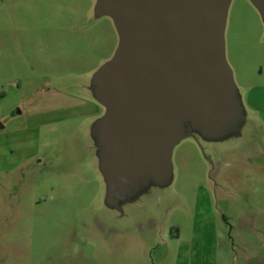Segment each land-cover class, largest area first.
Masks as SVG:
<instances>
[{
  "label": "rangeland",
  "instance_id": "rangeland-1",
  "mask_svg": "<svg viewBox=\"0 0 264 264\" xmlns=\"http://www.w3.org/2000/svg\"><path fill=\"white\" fill-rule=\"evenodd\" d=\"M97 0H0V264H264V19L232 0L227 61L246 112L192 128L171 177L114 195L94 75L118 34Z\"/></svg>",
  "mask_w": 264,
  "mask_h": 264
},
{
  "label": "water",
  "instance_id": "water-1",
  "mask_svg": "<svg viewBox=\"0 0 264 264\" xmlns=\"http://www.w3.org/2000/svg\"><path fill=\"white\" fill-rule=\"evenodd\" d=\"M251 2L264 19V0ZM230 4L97 0V15L113 20L119 42L93 79L105 112L99 125L109 201L127 191L137 199L153 179L171 177L172 150L192 128L225 132L247 111L226 55Z\"/></svg>",
  "mask_w": 264,
  "mask_h": 264
}]
</instances>
